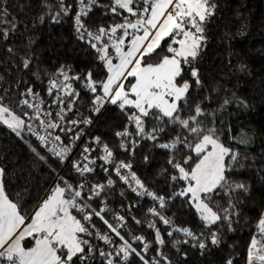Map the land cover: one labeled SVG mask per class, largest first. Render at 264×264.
Masks as SVG:
<instances>
[{
	"label": "snow or ice",
	"instance_id": "6c2138e0",
	"mask_svg": "<svg viewBox=\"0 0 264 264\" xmlns=\"http://www.w3.org/2000/svg\"><path fill=\"white\" fill-rule=\"evenodd\" d=\"M42 4L51 12L53 6L47 0H42ZM56 4L58 10L51 20L60 23L71 13L72 5L65 0H56ZM75 6L74 34L94 52L101 74L94 76L92 70L74 73L71 66L65 65L46 73L45 93L51 98L47 108L43 107L45 99L32 86L20 93L21 99L15 108L5 103V90L4 95H0V125L21 139L25 133L36 137L41 146L63 164L72 154L75 142L84 135L81 125L92 123L90 115L85 116L76 108L81 93L74 85L79 83L81 89L90 94V113H99L105 105H111L126 117L124 129L115 133L121 150L134 154L142 140L152 141L153 147L169 153L168 164L174 170L170 181L183 182V186L167 199L157 195L131 171L130 162L117 160L108 144L102 143L100 137H93L91 145L96 147L85 143L79 157L72 161V169L81 178L80 182L73 185L58 177V182L29 214L10 197L5 186V170L0 168V264H92L97 258L102 264H128L133 255L141 264H171L162 250L165 239L157 227V219L168 229V237L175 233L185 237L172 241L178 252L180 244L198 247L201 254L207 249L208 241L219 247L222 230H236L239 193L247 194L249 186L230 179L229 174L243 164L240 154L222 142V131L216 127V113L231 101L224 99L218 109L209 112L199 102L192 104L189 95L191 81L197 89L203 87L194 65L206 46V23L215 14V0H110L109 4H102L100 0H75ZM94 8H102L103 15L119 17L120 21L111 22L107 27L101 24L92 30L84 21ZM7 17V8H0L3 40H8L10 33L16 31L14 19ZM44 18V15L39 17L41 23ZM7 52L13 53V49L7 48ZM21 63L27 70L32 60L25 57ZM240 67L243 70L244 66ZM186 74L190 78H186ZM33 75L39 80L38 73ZM205 100L210 101V97ZM53 105L57 109L54 115ZM69 113L76 118H70ZM202 117H211V122L204 123ZM57 130L68 136L67 144L56 134ZM173 130L182 131L161 142L162 137ZM178 146L187 150L180 160L175 156ZM97 149L103 155L93 157ZM32 151L45 159L35 148ZM97 159L103 163L98 165ZM97 168L105 174L106 180L91 183L88 176ZM113 175L137 196L151 198L154 202L147 209V215L155 219L146 222L154 232L156 245L151 259L147 255L153 241L131 230L128 238L122 235L121 230L127 227L126 218L107 206L106 193L117 182ZM177 197L195 210L202 225L199 233L190 227L177 226L172 217L165 215L167 201ZM97 199L99 210L91 204ZM131 207L133 205L129 210ZM106 213H112L113 223L105 219ZM93 217L99 218L108 232L93 231ZM132 220L137 225L145 223L135 216ZM256 228L257 234L248 245L246 264H264V215ZM109 233L118 237L120 243ZM93 236L110 250L94 245L88 239ZM134 243H139L141 248L138 250ZM225 264H234V260L229 258Z\"/></svg>",
	"mask_w": 264,
	"mask_h": 264
},
{
	"label": "trees",
	"instance_id": "16d2710c",
	"mask_svg": "<svg viewBox=\"0 0 264 264\" xmlns=\"http://www.w3.org/2000/svg\"><path fill=\"white\" fill-rule=\"evenodd\" d=\"M100 2L109 4L110 0ZM215 2V14L206 23V46L194 65L199 70L203 87L197 89L195 82L191 81L189 95L192 104L199 102L209 112L218 109L224 99L231 101L216 113V127L222 131V142L240 154L243 164V167L237 166L229 174L230 179L246 183L249 191L247 194L239 193L241 199L237 204L239 216L238 224L234 225L236 230L229 232L226 228L223 229L219 247L212 246L208 241V247L203 250V254L198 247L193 248L190 244L178 245V252L172 246V241L183 240L185 237L180 233L168 237V229L157 219V227L161 229L165 239L162 250L171 264H225L229 258L234 260V264H246L248 245L252 236L257 234L256 225L264 213V0ZM47 3L53 6L51 12L43 6L42 0H0V8H7V19H14L16 23V31L10 33L8 40L0 37V76L3 77L0 80V95H4L7 90L5 103L11 104L13 108L21 99L20 93L28 86H32L45 100H50L45 93L48 80L46 73L55 72L61 65L71 66L74 73L92 70L94 76L101 74L94 52L74 34L75 0H65L66 4L72 5V11L60 23H53L51 20V16L58 10L56 0H47ZM103 12L102 8H94L84 23L95 30L101 24L107 27L111 22L120 21L119 17L103 15ZM41 15L45 17L43 23L39 20ZM9 47L13 49V53L7 52ZM25 57L32 60L27 70L23 69L21 63ZM241 65L244 66L243 70ZM33 73L39 74V80ZM186 78L190 77L186 74ZM74 86L81 93L76 108L85 116L92 117L93 113L89 112L90 94L83 91L79 83ZM205 97H210V101L205 100ZM69 117L76 118L73 113ZM201 119L206 124L211 122V117ZM125 123L126 117L119 109L106 105L92 125L88 140L82 145L89 143L96 147L91 145V138L100 137L101 142L108 144L114 152L117 160L132 164L131 171L137 174L150 191L167 199L173 191L183 186V182L170 181L174 170L168 164L169 153L153 147V142L149 140H142L134 154L121 150L120 140L115 133L123 130ZM177 131L182 130L170 131L162 137L161 142L175 136ZM229 131L237 145L230 141ZM32 148L45 159H40ZM80 150L81 147L76 156L61 170L60 162L42 149L33 137L25 133L21 139L6 126L0 125V168L5 170V186L10 197L23 211L30 214L58 182V177L65 178L73 185L78 184L81 178L74 173L72 161L79 157ZM98 150L92 156L97 155ZM186 152L183 146H178L176 159L180 160ZM100 163L103 162L99 160L97 164ZM112 178L117 182L106 193L107 206L126 218L127 227L121 230L122 235L128 238L127 233L131 230L133 234L143 235L148 241H153L147 255L151 259L155 256L156 245L154 232L147 227L146 222L155 219L147 215V209L152 204L146 198L133 193L114 175ZM88 180L91 183L105 182L106 177L97 168L94 174L88 176ZM121 192L124 193L123 196ZM91 204L99 210L98 199ZM130 205L133 207L129 210ZM163 211L174 219L177 226L190 227L197 233L202 230L195 210L182 198L168 200ZM133 216L145 223L137 225L132 220ZM105 219L113 223L112 213H106ZM92 223L95 224L93 231L108 232L99 218L93 217ZM109 235H112L116 243H120L114 234ZM88 239L99 248L110 250L108 245L96 240L94 236ZM133 246L138 250L141 248L139 243H134ZM92 264L102 262L97 258ZM128 264H141V261L133 255Z\"/></svg>",
	"mask_w": 264,
	"mask_h": 264
},
{
	"label": "built area",
	"instance_id": "2783aa9c",
	"mask_svg": "<svg viewBox=\"0 0 264 264\" xmlns=\"http://www.w3.org/2000/svg\"><path fill=\"white\" fill-rule=\"evenodd\" d=\"M49 98H50V97H48V99H49ZM45 101H46V104H45L43 107L47 108L48 104H51V98H50V100H45ZM105 106H106V105H105ZM104 108H105V107H104ZM104 108H102L101 111H100L99 113H96V114L93 113V116L91 117V119H92V123H91L90 125H88V126H83V127H82V128H83L84 135L80 138L79 141H76V142H75V147L73 148L72 154L67 158V160H66L63 164L59 161L58 158L52 156V155L47 151V149H46L45 147H42V146H41V143L36 139V137H34V136H32L31 134H28V133H26V134H27L28 136L33 137L34 140L36 141V143H37L39 146H41L42 149H44V150H45L47 153H49L52 157H54L56 160H58V161L60 162V164H61V170H62V169H63V168L69 163V161H70L71 159H73V158L76 156V154L78 153V150H79V148L81 147V145H82L84 142H86V141L88 140V134H89V131H90L92 125L94 124L95 120L98 118V116L101 114V112L103 111ZM51 110L53 111V115H54V114H55V111L57 110V109H56V106L53 105V107H52ZM69 114H70V113H69ZM33 123H36V122H33ZM41 134H43V132H41ZM56 134L61 135L62 140H63V142H64L65 144L68 143V136H67V135H65V134H63V133H60L59 130L56 131ZM95 155H96V154H95ZM98 155H103V153L100 152V151L98 150L97 155H96V156L93 155V156H94V157H98ZM77 158H78V157H76L75 159H77ZM75 159H74V160H75ZM98 161H99V159H97V162H98ZM143 198H146L147 200H149V202L153 205L154 202L151 200V198H148V197H143Z\"/></svg>",
	"mask_w": 264,
	"mask_h": 264
},
{
	"label": "rangeland",
	"instance_id": "374dc122",
	"mask_svg": "<svg viewBox=\"0 0 264 264\" xmlns=\"http://www.w3.org/2000/svg\"><path fill=\"white\" fill-rule=\"evenodd\" d=\"M229 139H230V141H231L232 143H234L235 145H237V142L234 141V140L232 139L231 134H230V131H229ZM94 156H96V155L94 154ZM94 156H93V157H94ZM263 215H264V213H263Z\"/></svg>",
	"mask_w": 264,
	"mask_h": 264
}]
</instances>
